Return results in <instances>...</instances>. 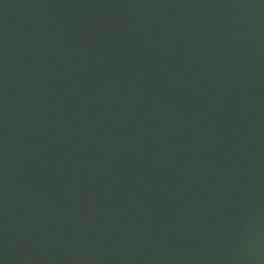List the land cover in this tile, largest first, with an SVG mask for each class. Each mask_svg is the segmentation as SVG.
<instances>
[{
    "label": "water",
    "instance_id": "1",
    "mask_svg": "<svg viewBox=\"0 0 264 264\" xmlns=\"http://www.w3.org/2000/svg\"><path fill=\"white\" fill-rule=\"evenodd\" d=\"M0 264H264V0H0Z\"/></svg>",
    "mask_w": 264,
    "mask_h": 264
}]
</instances>
